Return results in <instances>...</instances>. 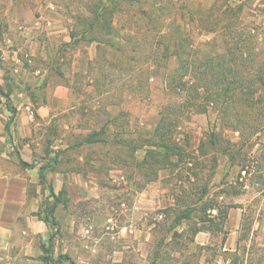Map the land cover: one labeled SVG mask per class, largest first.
<instances>
[{
  "label": "rangeland",
  "instance_id": "rangeland-1",
  "mask_svg": "<svg viewBox=\"0 0 264 264\" xmlns=\"http://www.w3.org/2000/svg\"><path fill=\"white\" fill-rule=\"evenodd\" d=\"M7 5L29 11L22 22L40 23L24 30L0 19L6 94L35 102L48 95L47 86L72 82L74 96L89 87L91 131L111 139L85 147L99 152V163L90 165L88 156L82 166L95 183L94 196L74 205L44 203L53 218L74 214L83 231L86 246L70 248V258H80L78 264H264V0L0 2ZM56 24L63 29L52 36L46 26ZM88 47L92 81L77 72L71 81L73 54L84 69ZM59 116L52 119L53 138L64 132ZM153 141L161 147L150 164L144 156ZM142 189L146 194L136 199ZM98 212L117 224L138 213L153 234L147 258L124 253L123 262L112 261L109 230L89 225ZM235 226L233 250L224 251ZM40 250L45 264L66 261L67 254L55 261L52 248Z\"/></svg>",
  "mask_w": 264,
  "mask_h": 264
},
{
  "label": "crops",
  "instance_id": "crops-1",
  "mask_svg": "<svg viewBox=\"0 0 264 264\" xmlns=\"http://www.w3.org/2000/svg\"><path fill=\"white\" fill-rule=\"evenodd\" d=\"M50 9H54V6ZM28 13L29 11L23 6H0L1 21H9L8 24L12 23L17 28L21 25L24 30L30 29L33 23H40L38 20L31 22L32 24L22 22L25 15L29 17ZM4 16L8 17L7 21L2 20ZM51 23L50 20L47 21L48 25ZM48 27L49 33L53 36L55 33L53 29L60 27V24L54 27L46 26ZM94 27H97L95 22H91V28ZM62 29L63 27H60V31ZM2 41L3 39L0 38V44ZM83 54L82 59L86 66L84 69L77 68L75 63L79 65V60L75 58L77 54H73L71 81L74 72L83 73L84 77H89L88 79L92 81L88 75L91 73L87 69L93 62L90 47ZM71 84L72 82L58 84L55 87L47 86L48 95L43 98L41 94L34 102L28 97L18 96L20 93L6 94L7 87L0 70V264H45L41 256L42 247L52 248L49 255L56 261L58 253L67 254L72 258L70 248L86 246V243L79 239L83 231L78 227L74 214L64 213L62 218L54 211L55 218H53L43 208L44 203H53L48 185L55 194L65 190L70 205L77 204L91 195L94 196L92 190L96 189L95 183L85 177L82 166L84 158L88 156H90V165L98 162L94 157L99 155V152L96 154L93 148L88 150L85 147L111 143L110 138L107 140L100 138L91 131L95 121L89 123V111L94 109L95 104L92 96L89 97L87 94L89 87L74 96L75 91H72L74 87H71ZM28 106L32 107L33 116L28 114L26 109ZM56 115H60L58 119L61 130L64 131L59 138H53V135L49 134L52 119ZM91 117L95 118L98 115L95 114L93 117L91 114ZM88 124L93 125L87 127ZM89 135H92L93 139L98 138V141L88 142L86 138ZM40 170L45 177L43 181L40 180ZM145 194V189H142L136 199ZM59 207L56 206V210ZM135 207H139V204ZM132 214L118 224L117 218L107 213H93L88 217L92 229L109 230L106 232L110 233L114 242L108 244V248H114L108 254L112 261L123 262L124 253L125 259L128 253H136L143 259L149 254L150 242L153 239L150 226L145 221L139 220L138 213ZM53 219L59 221V230H57L58 226L52 223ZM111 229L114 230L110 231ZM235 229L236 226L229 229L222 248L224 251L233 250L231 246L236 239ZM195 237L202 243L199 234ZM78 261L81 259L76 257L75 264H78ZM49 264L69 263L60 259L59 262L54 263L49 261Z\"/></svg>",
  "mask_w": 264,
  "mask_h": 264
},
{
  "label": "trees",
  "instance_id": "trees-1",
  "mask_svg": "<svg viewBox=\"0 0 264 264\" xmlns=\"http://www.w3.org/2000/svg\"><path fill=\"white\" fill-rule=\"evenodd\" d=\"M107 27V26H106ZM176 45H178L175 41H173L172 42V44L170 45L171 46V49L174 47V46H176ZM165 49H167V46H165ZM173 50V49H172ZM175 50V49H174ZM173 50V51H174ZM171 51V50H170ZM171 54V53H170ZM219 76H218V81L220 82V83H222L223 81H224V79H225V77L222 75V74H220L219 72L217 73ZM204 75V74H203ZM205 78H206V76H204ZM189 82V79L187 80V82H185L186 84ZM175 83H180L179 82V80H178V82H175ZM178 84H176V85H178ZM181 85H182V82L180 83ZM191 85L193 86V81H192V83H191ZM225 89V88H224ZM226 90V89H225ZM217 95L218 94V92H215L214 93V95ZM165 115V114H164ZM163 118H164V116L163 115H161L160 117H159V120H158V122H157V125H156V129H157V127H158V125H159V123H161V119L163 120ZM158 132V131H157ZM95 134H97V133H95ZM92 135H94V134H92ZM92 135H89V137L88 138H86V140L88 141V142H91V141H98L97 139L98 138H94L93 139V136ZM94 137H96L95 135H94ZM103 140V139H102ZM104 141V140H103ZM148 148L145 150V156H144V161L145 162H147V161H149L150 162V164H151V162L153 161V159H155V153H158V151H157V148L158 147H161V144L159 145V143H157V142H152V143H149L148 145ZM156 149V150H155ZM39 175H40V180L41 181H43L44 179H45V177H44V175L42 174V171L40 170L39 171ZM48 191H49V195L52 197V199H53V204H54V206L55 205H57V204H62L63 206H65L66 204H67V202H68V198H65L66 200L65 201H62L61 200V198H60V195H66V192H65V190H60L57 194H55L54 192H53V190H52V187L50 186V185H48ZM184 217V216H183ZM178 220V217H177V219H176V221ZM52 223L54 224V222L52 221ZM69 264H75V262L71 259V258H69L67 255H64V256H62Z\"/></svg>",
  "mask_w": 264,
  "mask_h": 264
},
{
  "label": "built area",
  "instance_id": "built-area-1",
  "mask_svg": "<svg viewBox=\"0 0 264 264\" xmlns=\"http://www.w3.org/2000/svg\"><path fill=\"white\" fill-rule=\"evenodd\" d=\"M26 109H27L28 114H29L30 116H32V115H33V110H32L29 106L26 107ZM84 231H85V233H88V232H89L88 229H85Z\"/></svg>",
  "mask_w": 264,
  "mask_h": 264
}]
</instances>
